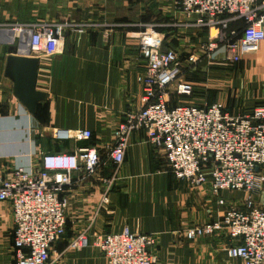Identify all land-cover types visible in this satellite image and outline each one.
<instances>
[{"label":"crops","instance_id":"1","mask_svg":"<svg viewBox=\"0 0 264 264\" xmlns=\"http://www.w3.org/2000/svg\"><path fill=\"white\" fill-rule=\"evenodd\" d=\"M184 20L172 0H0V23L10 27L17 22H54L59 25L60 44L58 53L30 54L38 59L36 90L44 94L32 113L13 95V63L8 58L18 50L7 41L11 30L0 28V180L9 179L17 165L35 170L42 152L94 146L103 154L126 112L140 106L137 77L145 70L138 51L140 32L147 24H158L165 46L188 49L197 37L179 25ZM243 59L249 63L244 72H249L236 85L246 99L242 110L228 106L223 94L213 100V90L177 94L175 84L168 88L169 106L221 102L230 113H250L255 105L264 104V41ZM254 96L255 105L250 101ZM53 128H87L92 137L59 141L50 135ZM65 194V234L50 248V255H59V264H108L93 245V235L117 232L124 225L156 236L155 264H241L227 255L236 239L226 231L194 239L182 231L216 220L225 205L239 203L244 193L221 191L215 196L209 183L192 186L176 178L143 129L130 136L120 165L108 161L92 175L74 171ZM84 229L90 234L88 247L67 249L70 237ZM12 239L11 205L0 201V264H13Z\"/></svg>","mask_w":264,"mask_h":264},{"label":"built area","instance_id":"2","mask_svg":"<svg viewBox=\"0 0 264 264\" xmlns=\"http://www.w3.org/2000/svg\"><path fill=\"white\" fill-rule=\"evenodd\" d=\"M172 3L185 17L179 25L197 39L189 44L183 62L178 50L162 47L164 35L156 29L158 24L145 25L138 42L145 60V70L137 77L140 106L126 112L116 125L106 151L80 146L72 152H42L38 168L17 165L9 179L0 180V201L9 202L12 209L13 264H59V255H50V248L65 234V191L73 182V172L82 169L92 175L108 161L120 165L130 136L139 129L162 151L176 178L192 186L209 183L215 196L221 191L244 193L239 203L225 205L219 218L188 227L183 235L194 239L224 230L236 239L226 249L229 257L241 264H264V105H256L250 113H230L221 102L168 104L172 84L177 94H192V85L180 78L183 67L216 57L234 64L258 50L264 41V0ZM0 28H9L15 36L9 39L25 43L29 54L60 51L59 25L54 22H17L10 27L0 23ZM50 135L80 142L89 141L92 132L53 128ZM218 203L224 205V200L219 198ZM89 235L88 229L78 231L66 248L88 247ZM156 242L154 234L124 225L117 232L95 233L92 243L108 264H155Z\"/></svg>","mask_w":264,"mask_h":264},{"label":"rangeland","instance_id":"3","mask_svg":"<svg viewBox=\"0 0 264 264\" xmlns=\"http://www.w3.org/2000/svg\"><path fill=\"white\" fill-rule=\"evenodd\" d=\"M187 49H182L179 51L181 60L185 61ZM249 63L247 60L242 59L234 64L228 63L221 57H216L214 59H203L199 64L194 66L183 67V72L180 78L193 87L192 96L200 94L215 93L213 100H219L223 96L224 101L230 107L235 110H242L244 104L243 101L246 100L242 94L239 86H236L240 79L242 82L247 76V72L244 69H248ZM186 70V71H185ZM211 71H214L213 73ZM213 87V88H212ZM188 95V96H191ZM257 97L254 96L250 99L253 104H257ZM252 104V105H253ZM13 253V251H12Z\"/></svg>","mask_w":264,"mask_h":264},{"label":"water","instance_id":"4","mask_svg":"<svg viewBox=\"0 0 264 264\" xmlns=\"http://www.w3.org/2000/svg\"><path fill=\"white\" fill-rule=\"evenodd\" d=\"M15 37L13 33H10ZM10 44H16L19 51H15V55H11L8 59L13 63L14 72V88L13 95L19 102L25 106L30 112H34L36 103L44 98V94L36 90V75L38 59L29 54L28 47L19 41L7 40ZM165 46L164 41L162 47ZM24 48V51H20Z\"/></svg>","mask_w":264,"mask_h":264},{"label":"trees","instance_id":"5","mask_svg":"<svg viewBox=\"0 0 264 264\" xmlns=\"http://www.w3.org/2000/svg\"><path fill=\"white\" fill-rule=\"evenodd\" d=\"M186 71V70H185ZM257 105H264L263 103L257 104ZM256 106V105H255ZM66 141H71V140H66Z\"/></svg>","mask_w":264,"mask_h":264}]
</instances>
